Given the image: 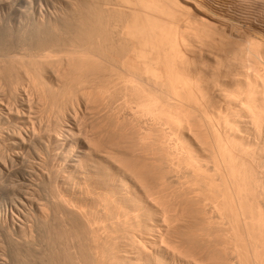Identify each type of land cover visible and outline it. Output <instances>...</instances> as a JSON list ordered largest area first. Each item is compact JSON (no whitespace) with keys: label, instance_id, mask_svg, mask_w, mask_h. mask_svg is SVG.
I'll return each mask as SVG.
<instances>
[{"label":"bare ground","instance_id":"6f19581e","mask_svg":"<svg viewBox=\"0 0 264 264\" xmlns=\"http://www.w3.org/2000/svg\"><path fill=\"white\" fill-rule=\"evenodd\" d=\"M2 35L15 264H264V0H8Z\"/></svg>","mask_w":264,"mask_h":264},{"label":"rangeland","instance_id":"374dc122","mask_svg":"<svg viewBox=\"0 0 264 264\" xmlns=\"http://www.w3.org/2000/svg\"><path fill=\"white\" fill-rule=\"evenodd\" d=\"M1 1H8V0H0ZM24 23V28L26 29L27 27L29 28L32 24V21L30 18H27L23 21ZM12 26V23L10 24V26L8 27L6 24L3 25V27L9 32V34H12V32L10 31V27ZM2 27V28H3ZM14 36L17 37L18 33H15L13 34ZM17 39V38H16ZM3 40V35L0 37V44ZM26 48V47H23V49ZM7 127V126H5ZM3 127V128H5ZM0 184H2L4 182V185H10V181L4 174H2L0 172ZM7 196H3V199L1 198V202H2V205L3 207L1 208V210L3 211L4 209V203L5 202H8L10 203V199H8V197L6 198ZM5 201V202H3ZM9 231L11 232H6L4 230L1 229V224H0V261L2 262L3 260L4 261H7V264H15V261H16V255H15V242H14V239L17 238V235L16 233H13L11 228L9 229ZM197 256V257H196ZM195 257L193 258H197V261L201 260V256L199 257V255H196ZM192 258V261L194 262V260L196 259H193ZM191 259V258H190ZM0 262V263H1ZM38 264V263H36Z\"/></svg>","mask_w":264,"mask_h":264}]
</instances>
